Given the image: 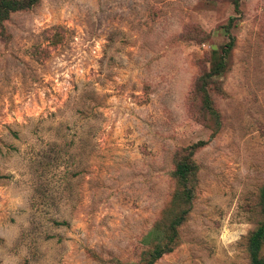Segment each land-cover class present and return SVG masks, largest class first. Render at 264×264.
Masks as SVG:
<instances>
[{
	"label": "rangeland",
	"instance_id": "1",
	"mask_svg": "<svg viewBox=\"0 0 264 264\" xmlns=\"http://www.w3.org/2000/svg\"><path fill=\"white\" fill-rule=\"evenodd\" d=\"M239 10L229 0H37L0 23V264H142L161 235L176 155L211 133L193 85L229 18L234 44L210 94L219 129L191 157L190 211L154 264H251L264 0Z\"/></svg>",
	"mask_w": 264,
	"mask_h": 264
},
{
	"label": "trees",
	"instance_id": "2",
	"mask_svg": "<svg viewBox=\"0 0 264 264\" xmlns=\"http://www.w3.org/2000/svg\"><path fill=\"white\" fill-rule=\"evenodd\" d=\"M240 1L242 0H229L235 14L240 12ZM36 2L37 0H0V23L9 14L27 10ZM233 19L229 18L227 24L222 26L227 41L221 46L218 53L211 54L207 69L197 76L193 85V97L198 100L200 115L211 121V133L205 141H197L176 155V162L170 173L175 187L170 196L165 218L159 228L161 235L158 242L147 253L142 264H154L162 255L168 254L174 249L178 238L177 228L184 222L190 211L194 199L197 172L191 157L197 149L209 142L219 129V116L213 107L210 94L212 90H219L216 89L218 78L225 71V61L233 48L234 37L229 32ZM258 207L262 220L250 232L246 242V250L251 257V264H264V260L259 257L260 248L264 245V185L258 192ZM156 227L158 230V225Z\"/></svg>",
	"mask_w": 264,
	"mask_h": 264
}]
</instances>
